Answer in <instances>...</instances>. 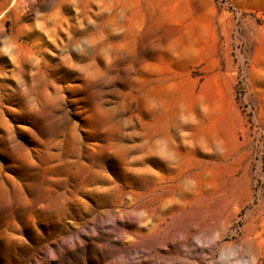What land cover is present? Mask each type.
<instances>
[{
  "label": "rangeland",
  "instance_id": "rangeland-1",
  "mask_svg": "<svg viewBox=\"0 0 264 264\" xmlns=\"http://www.w3.org/2000/svg\"><path fill=\"white\" fill-rule=\"evenodd\" d=\"M0 264H264V0H0Z\"/></svg>",
  "mask_w": 264,
  "mask_h": 264
}]
</instances>
